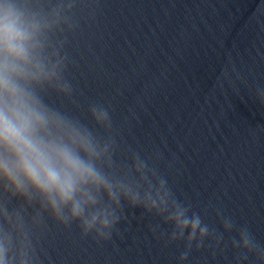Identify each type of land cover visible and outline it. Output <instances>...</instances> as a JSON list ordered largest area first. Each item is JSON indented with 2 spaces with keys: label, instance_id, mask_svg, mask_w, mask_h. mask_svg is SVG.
<instances>
[{
  "label": "clouds",
  "instance_id": "obj_1",
  "mask_svg": "<svg viewBox=\"0 0 264 264\" xmlns=\"http://www.w3.org/2000/svg\"><path fill=\"white\" fill-rule=\"evenodd\" d=\"M76 0H0V264H37V230L47 212L64 225L79 222L84 235L109 240L123 205L142 207L173 226L169 242L214 236L200 215L181 203L167 179L139 153L118 163L113 135L103 137L78 118L49 104V88L71 96L62 25L76 27ZM264 96V92H261ZM92 117L111 129V117L93 104ZM225 230L232 222L225 219ZM241 261L264 262V246L246 229L233 239Z\"/></svg>",
  "mask_w": 264,
  "mask_h": 264
}]
</instances>
